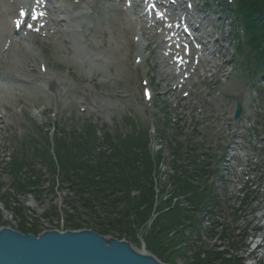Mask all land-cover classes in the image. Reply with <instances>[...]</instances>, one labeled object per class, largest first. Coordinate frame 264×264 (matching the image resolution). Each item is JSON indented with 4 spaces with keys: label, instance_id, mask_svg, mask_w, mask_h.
I'll use <instances>...</instances> for the list:
<instances>
[{
    "label": "rangeland",
    "instance_id": "rangeland-1",
    "mask_svg": "<svg viewBox=\"0 0 264 264\" xmlns=\"http://www.w3.org/2000/svg\"><path fill=\"white\" fill-rule=\"evenodd\" d=\"M64 1L66 3L70 0ZM100 1L99 5L104 3L108 6L107 2ZM202 2L205 7L213 8V10H208L204 23L209 25V22L212 21L213 26L218 28L219 31L221 30L224 37L229 36L224 43V49H228L229 53L226 59L231 58L232 64L236 66L239 57L235 50V43L238 38L242 37V34L238 32L239 36L236 39L232 33V28L237 27L238 22L235 21L233 14L221 12L219 5L217 6L216 3L207 5L203 0ZM113 5L111 4V6ZM214 10L217 12L213 13ZM219 17H221L220 20H218ZM121 21L122 17L116 13V10L104 11L102 21L93 17L90 22L92 31L89 34V39L95 48L87 40L78 42L75 39L80 54L75 52L66 53L63 46L54 48L45 47L44 44L41 46L27 45L24 52L14 50L3 59V72L11 79L12 88L3 91L6 97L0 99L7 109L6 123L2 125L3 129L0 131V228L8 227L21 233H27L24 232L26 229H31L32 232L35 230L37 233L52 230L64 232L80 229H92L94 231L105 229L108 233L105 238L126 241L137 252H144L145 248L149 251L150 246L148 247V245L152 242L146 237L154 232V228L158 224V218L162 216V210L158 215L147 217L141 224H138L136 215H131L128 222L133 224L132 229L130 231L121 229L126 226L127 222V217L121 212L128 204V201L124 198V195H126L125 189H128L131 201L132 195L137 194L138 187L136 184L132 185L131 182L129 186H125L120 181L121 178L128 176L124 173L129 171L131 164L116 163V159L112 158L113 153L109 152L108 146L101 143V139L98 142L100 144L98 147L104 151L105 155L111 157L110 162L105 161L106 159L102 162H95L90 155L78 157L75 162L77 167L80 164L89 163L90 167L93 168L90 173L92 171L97 172L98 179L105 181V192L116 198L115 201H119L116 205H107L108 212L103 205L97 206V203L104 201L108 204L111 202L109 197L104 198L99 193V187L97 186L87 187L84 174L80 171V168H76V172L68 174V177L62 172L64 169L57 165V163L59 164L58 158L66 152L72 155L75 153L76 150L69 146H66L67 149L60 148L55 156L51 153L48 159L49 162L46 161L45 166L42 164V160L35 155L30 158V152H28L27 161L30 163V169L21 176L12 179V181H9V175L7 174L10 157H14L19 153L23 136L31 130V121L42 127L56 123L60 124L63 129L75 126L81 128L83 124L94 123L96 125V135L97 133L109 131L113 136L129 131L130 124H126V119L131 118L130 115H135L139 126L141 123L148 126L146 121L151 117L152 108L141 97L139 76L141 73L150 72L153 75V83L156 84L157 77L161 74L159 69L155 67V59L152 58L151 54L146 53V56H148L146 65L143 64L142 68L140 70L136 69L134 73L131 71V64L125 58L124 51L120 49L121 32L116 34L114 50L101 43L103 41L101 35L93 34L94 31L99 30L100 25L103 23L111 25V22H113L118 25H115L117 28L121 27ZM103 55H106L107 58ZM97 56H103L104 60L102 64L96 62L98 67L96 71H93L95 66H92L94 64L92 61ZM242 56L245 59V56ZM38 60L47 63L48 79H41L39 73L35 70L31 71L34 61L38 62ZM262 72L263 70H259V74ZM94 75L95 88L88 80V77H94ZM100 77H103L107 82L100 83ZM218 79L220 78L218 77ZM218 82L206 81L205 83L208 85L205 91L210 86L214 87ZM229 83V88L226 91L227 96L242 97L247 90L245 71L241 70L239 77H236L235 80L230 78ZM85 87L89 88L86 91H93V95L82 94L81 90H84ZM205 91L204 94L207 93ZM233 92L235 93L234 96L231 95ZM78 101H81L82 104H78ZM155 103L158 113L157 121L158 119L160 122L164 121L166 113L163 112V109H168L170 106L163 103L162 98H156ZM80 105L84 108L94 109V113L82 112ZM169 117L172 119L175 116L171 113ZM141 136H144V131L141 132ZM61 140L69 143L72 138L65 136ZM137 154L141 162H144V155L141 156L140 152ZM165 155L163 154L164 158L157 163V166L144 165L149 173L151 171L153 176L154 184L149 180L148 185L152 189L156 187L158 194L160 193V179L164 180L161 175L163 176L165 173L164 170L167 169V165H170L168 161H172V158L169 159V156ZM55 157L58 158L55 159ZM71 166H74L72 161H70L68 167ZM73 170L75 171V169ZM27 174H30L33 180H28L29 176ZM103 175H108L111 178L108 180ZM76 176L78 177L74 178ZM77 187L84 188L79 189ZM182 187H184V183ZM133 189H135V192ZM170 189L174 193L178 190V187L173 182L172 186L169 187ZM78 191L85 192L84 198L87 200L83 201L78 196ZM256 191L258 194L255 200L248 202V204L244 201L242 203V200H240V203L235 200L233 209L230 211L214 208V212L219 213L215 214L210 224L207 222V214L203 213L202 222L198 227L197 224L193 227L194 222L190 215L187 221L190 228L187 229L188 226H186L185 232L187 235L193 236V239L199 238L200 250L206 251L210 264H223L225 260L221 262L219 255L227 259L226 261L231 260L225 262L226 264H255L253 263L254 252L251 253L250 251L253 249L252 244L255 240H259L261 237L264 238V183L258 186ZM161 197L167 201V204L173 201V197H170L167 192L162 193ZM143 203L145 204L144 201H142ZM137 205V209L140 210L141 208ZM110 221H116V225H109ZM119 224L121 225L120 228ZM19 226H25L26 229H21ZM224 232L230 234L234 232L235 236H242V240L237 241V238L235 240L236 244L231 247V240L227 239L230 236L228 235L226 239L222 238ZM251 236L253 240L250 238ZM184 250V255H173L168 263L187 264L188 262L189 264L193 262L198 264L199 260L194 258L197 249L192 250L191 248L189 251L186 245ZM213 251L218 252V255H215ZM261 256L258 257L259 261ZM162 259L158 260L166 264V260ZM188 259L190 260L187 261ZM172 260L174 263H172Z\"/></svg>",
    "mask_w": 264,
    "mask_h": 264
},
{
    "label": "water",
    "instance_id": "water-1",
    "mask_svg": "<svg viewBox=\"0 0 264 264\" xmlns=\"http://www.w3.org/2000/svg\"><path fill=\"white\" fill-rule=\"evenodd\" d=\"M0 264H163L126 241L97 232L57 230L37 236L0 229ZM264 264V253H263Z\"/></svg>",
    "mask_w": 264,
    "mask_h": 264
},
{
    "label": "trees",
    "instance_id": "trees-1",
    "mask_svg": "<svg viewBox=\"0 0 264 264\" xmlns=\"http://www.w3.org/2000/svg\"><path fill=\"white\" fill-rule=\"evenodd\" d=\"M239 5L241 8V11L244 14V24L247 27L248 31L250 32L251 35H256V37L260 38L261 40L264 38V0H239ZM66 159V158H65ZM100 160V159H99ZM64 162L63 160L61 161V168L64 170L62 171L63 173L68 176L70 173L76 172V168H80V171L83 172L84 178H85V184L87 187H94L97 186L99 187V193L104 196V198L110 199V203L106 204L104 201H100L97 203V206L103 205V207L106 209L107 205L112 204L116 205L119 201H115L116 198L112 197L111 194H107L105 192V181L99 180V176L97 175V172L92 171V167H90V164H85V165H79L77 167L76 165V160L72 161V164L74 166L68 167L70 165V160L67 159ZM105 161H109L107 158ZM127 161V164L130 165L131 167L127 173L128 176L121 178L120 181L124 183L125 186H129L130 182L132 185H137V187H142L140 191V195L137 198H132L130 201V193L128 192V189H125V194L124 198L128 201V204L125 205L124 210H122V214L124 213L125 216L127 217L126 220L128 222L129 217L132 215H136L138 218V224H141L142 222L149 217L150 212H151V207H152V193L150 186L148 185L149 181V174H145L143 176L142 174L139 173V168L135 164V161L129 162V159H125ZM134 164V167L132 166ZM70 168V169H69ZM75 169V171L73 170ZM23 169L20 167H16V165H11L9 169V173L13 176H17L18 174H22ZM135 173V174H134ZM104 177L111 178L108 175H103ZM69 177V176H68ZM78 176L74 177L77 178ZM129 178L130 181H129ZM29 179V178H28ZM77 188H84V187H77ZM114 193V192H113ZM86 193L82 191H78V196L83 199V201L87 200L84 198V195ZM145 202V204H142V201ZM140 207L141 209L138 210L136 207ZM136 207V208H135ZM92 211V210H91ZM96 211V210H95ZM108 212V210H107ZM94 214V213H93ZM183 218V212L179 208H173L169 211L162 212L161 218H158V224L156 228H154V232H151L146 239L151 240V244L148 245L150 246L149 249L150 251L156 255L159 259L163 258L162 260L168 261L169 256H167V252L170 251L172 246L174 245V240L173 238L169 241H166L164 237L173 229L177 228L182 222ZM109 225L111 226L116 225V221H110ZM126 222V226L121 228L124 231H130L132 229V223L131 222ZM24 224V223H22ZM78 226V225H76ZM119 224V228H120ZM20 227V226H19ZM21 229H26L25 226H21ZM79 228V227H78ZM107 230L101 229L98 230L97 232L102 234V235H107L106 233ZM24 232L27 233H33L37 234V231H33L31 229H26ZM133 234V232H132Z\"/></svg>",
    "mask_w": 264,
    "mask_h": 264
},
{
    "label": "bare ground",
    "instance_id": "bare-ground-1",
    "mask_svg": "<svg viewBox=\"0 0 264 264\" xmlns=\"http://www.w3.org/2000/svg\"><path fill=\"white\" fill-rule=\"evenodd\" d=\"M61 18H60V16H59V19L58 20H60ZM128 28L129 29H131V26L129 25L128 26ZM217 41H218V39H217ZM210 52L211 53H213V50H210ZM214 55V54H213ZM163 62V61H162ZM171 74H173V73H170V75L169 76H171ZM263 228H264V224H263ZM264 230V229H263ZM259 237H260V235H259ZM253 240V239H252ZM260 244V245H259ZM259 245V247L261 248V250L259 251V247H257ZM257 247V248H256ZM252 251L251 252H254V254H255V256H254V259H257L259 256H261V251L264 253V238L263 237H261L259 240H255L254 241V244H252ZM258 251H259V253H258ZM263 263V260H260V264H262Z\"/></svg>",
    "mask_w": 264,
    "mask_h": 264
}]
</instances>
